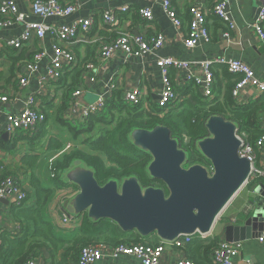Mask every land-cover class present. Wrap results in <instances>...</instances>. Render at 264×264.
Listing matches in <instances>:
<instances>
[{"label": "crops", "instance_id": "crops-1", "mask_svg": "<svg viewBox=\"0 0 264 264\" xmlns=\"http://www.w3.org/2000/svg\"><path fill=\"white\" fill-rule=\"evenodd\" d=\"M6 1L15 2L19 13L24 15V19L14 22L11 26L0 25V44L4 45L19 38L29 22L60 27L71 24L77 19H94L92 32L89 35H80L72 44L59 43L64 47L68 46L74 52L77 63L74 68L65 72L62 81L50 84L46 89L41 85L40 79L46 76L47 68L54 55L53 46L56 44V39L51 33H47L42 39L34 38L22 50H13L4 45L0 48V134L2 137L7 133L5 131L6 116L22 111L30 95L38 97L40 107L47 116V122L40 127L31 142L21 137L24 133L19 132L18 139H23L17 142L16 152L10 153L0 148V161L12 174L11 177L22 184L27 193L31 192L29 182L31 176L39 180L43 187L54 191L41 215L44 221L52 225L53 233L65 241H73L80 235V228L74 231L65 228L62 224L65 213L63 203L79 190L73 186L62 189L56 187V183L52 180L51 159L56 156L58 150L50 147L51 144L60 145L58 149L69 144L82 145L84 153L89 155L93 153L84 144V136L75 138L58 119L81 123L86 119L85 108L95 103L89 102L88 99L96 98L97 102L99 98H103L108 103L113 99L116 91L122 92L124 98V91L133 88H141L144 91L147 107L157 106L163 88L162 75L157 62L168 57L190 64V67L181 71L174 68L170 70L173 86L175 84L184 89L193 84L200 89L203 96L204 89L197 85L195 79H202L205 82L202 63L207 61L214 65L217 64L218 59L241 60L254 70L258 79L264 81V45L253 27L264 5V0L234 1L229 7L233 28L213 16L215 0H171L182 20L181 31L173 27L161 5L151 0H59L63 4L76 6L77 10L70 18L36 16L32 13L34 0H0V2ZM194 6L202 7L209 12L208 29L211 42H202L196 48L189 49L185 46V38L189 32L191 9ZM144 7H152L155 18L153 23H147L141 17L140 10ZM107 14L117 16L119 22L116 27L105 25L103 15ZM122 31L145 34L148 39L163 34L167 42L163 49L142 57L127 56L121 51L116 52L108 65L101 67L99 55L102 42L116 39ZM37 53L45 55L39 62L38 70L30 73L28 64ZM90 63L95 64V69L87 75L86 66ZM25 76L28 78V85L23 88L20 80ZM191 76L192 79L189 78ZM81 88H83V94L75 97L74 94ZM261 96L262 94L255 89H246L238 102L247 106ZM4 97L8 99L7 102L2 100ZM258 123L259 128L264 132V109L260 112ZM5 141L13 144L16 140L10 137L8 141ZM26 155L39 156V160L32 169L24 167L22 163ZM255 165L256 168L264 170V151L256 154ZM251 181H254V184L248 186ZM248 185L226 209L213 233L207 238L228 242L231 228H239L241 231L250 229L252 236L250 239L241 240L243 249L235 257L234 262L235 264H264V243L258 240L259 232L264 228V177L250 179ZM31 205L32 200L30 203H25L23 207L29 208ZM13 206L11 200L0 202V233L17 235L21 231V224L12 215ZM112 249L114 247L108 246L103 258L96 264H142L131 256L115 257ZM49 256L48 250L35 255L40 264H51ZM181 257L188 258L181 250L169 247L163 255L161 264H178Z\"/></svg>", "mask_w": 264, "mask_h": 264}, {"label": "trees", "instance_id": "trees-1", "mask_svg": "<svg viewBox=\"0 0 264 264\" xmlns=\"http://www.w3.org/2000/svg\"><path fill=\"white\" fill-rule=\"evenodd\" d=\"M213 16L220 20L214 14ZM210 72L214 79L212 99L203 96L200 89L193 84L184 89L174 84V89L182 101L178 105H168L166 108H160L159 104L147 107L144 103H127L122 92L116 91L113 99L108 101L105 112L100 115L90 116L81 123L58 119L75 138L85 137L84 144L93 155L84 153L82 145H74L75 148L72 151L57 159L51 173L56 187L58 189L71 187L61 182L60 173L75 160H82L95 169L96 177L102 185L110 179L122 180L137 176L145 187L163 186L161 181L151 180L147 176L146 167L151 158L136 149L129 140V134L136 128L152 130L158 125L166 126L171 130L172 136L180 139L182 146L194 154L195 143L208 136L205 128L206 121L212 116H221L238 124L239 134L246 143L255 144L264 134L258 123L260 112L264 109V94L249 105H242L233 97V90L243 76L231 73L228 66L224 64L212 65ZM185 136L188 138V143H185ZM21 137L30 142L34 139L24 135ZM23 138L17 137L11 144L6 142L0 134V148L10 153L16 152L17 142ZM59 147L60 145L51 144L50 148H57L58 151L64 149V147L58 149ZM103 155L108 164L101 159ZM38 158L39 156L26 155L22 163L24 167L32 169ZM197 161V155L192 156L191 163ZM11 176L12 174L0 161V187ZM29 182L31 192H28V198L24 204L32 200V205L29 208H24L23 205L13 206L12 215L21 224V231L17 236L0 233L2 240L0 264H26L31 259H36L35 255L44 250H48L51 264H79L82 250L92 244L100 243L116 248L121 245L136 244L155 247L161 243L156 236L143 239L136 233H124L110 221L94 224L89 221L87 215L84 216L79 229L80 235L73 241L58 238L53 233L52 225L44 221L41 215L54 191L43 187L34 176L29 178ZM253 184L254 181H251L248 186ZM220 242L216 239H202L197 236L178 250L185 253L194 264H214L213 252Z\"/></svg>", "mask_w": 264, "mask_h": 264}, {"label": "built area", "instance_id": "built-area-1", "mask_svg": "<svg viewBox=\"0 0 264 264\" xmlns=\"http://www.w3.org/2000/svg\"><path fill=\"white\" fill-rule=\"evenodd\" d=\"M114 1V0H105ZM155 4H160L164 10L167 18L172 23L173 27L178 31L182 29V20L180 19L176 9L174 8L171 0H151ZM234 1L239 0H215L212 13L229 24V27L233 28L234 24L231 22L229 7ZM76 6L74 4H63L59 0H34L32 2V13L36 16L43 18L60 17L70 18L76 12ZM128 11V9H125ZM141 17L147 23H153L154 12L152 7H144L140 10ZM208 16L209 12L198 6H194L191 9V22L189 24V32L185 38V46L189 49H194L202 42H211V35L208 29ZM24 15L20 14L17 5L13 1L0 2V23L1 26H11L14 22L23 21ZM103 21L106 26L116 27L118 25V18L116 15L107 14L103 15ZM94 19H77L71 24H65L60 27L48 26L43 23L29 22L26 25L24 33L17 39L7 42L5 47L13 50H22L30 41L34 38L42 39L47 33H51L56 39V44L53 46L54 55L47 68L46 76L40 79V83L44 89L48 88L50 84L58 83L64 76L67 70H71L76 66L77 58L74 52L67 46L64 47L59 43H74L80 35H89L92 32ZM254 30L256 31L261 43L264 45V5L261 7L257 20L254 24ZM166 36L158 34L155 37L148 39L145 34H133L130 32H119V36L116 39L102 42L99 61L102 66L108 65V63L115 56L116 52H123L127 56L142 57L148 54H152L155 51L163 49L166 45ZM44 53H37L34 55L32 61L28 64V70L30 73H34L39 68V62L44 57ZM217 64L227 65L229 71L234 74L242 75V80L236 85L233 90V97L239 101L241 94L246 89H255L259 93L264 94V81L258 79L252 70L246 63L241 60H226L218 59ZM94 63H90L86 66L87 75L91 74L95 69ZM213 64L211 62L202 63L204 69L205 82L202 79H195L197 85H200L204 89V96L212 99L214 97V79L210 72V68ZM157 67L161 71L163 88L160 93V100L158 102L160 108H166L168 105H178L182 99L179 94L176 93L174 86L170 79V70L172 68L177 71H181L190 67V64L185 61H180L176 58L168 57L160 59L157 62ZM192 79L193 77H189ZM20 84L23 88L28 85V78L25 76L20 80ZM83 94V88L79 89L74 96L79 97ZM4 102H7L6 97L2 98ZM124 100L130 104L144 103L146 106V95L141 88H133L131 90L124 91ZM40 101L36 95H30L27 97L24 108L18 113H11L6 116V132L16 139L19 132H23L24 136L35 137L40 127L46 122L47 116L43 109L40 107ZM107 107V101L103 98H99L97 102L88 105L84 110V116L86 118L94 115H100L105 112ZM185 143H188V138L185 136ZM244 140V139H243ZM74 145H66L63 150L57 151L54 158L51 159L52 166L55 161L61 158L64 154L69 153L74 149ZM264 151V134L256 141L255 144L246 143L238 151V155L241 158H245L254 164V171L251 176V180L256 177H264V170L256 168V154ZM255 177V178H254ZM75 193L73 197L76 195ZM28 198V193L22 187V184L13 177H8L0 187V202L4 200H11L14 205L21 206ZM85 215H81L79 219L71 217L66 212L62 217V224L65 228L70 230L79 229L82 226ZM19 234V233H18ZM17 234V235H18ZM14 235V236H17ZM194 238L184 237L174 244L160 243L158 246H150L147 244L136 245H121L112 249L113 256L119 255L131 256L139 260L142 264H161V260L165 251L169 247L176 249L183 248L186 244L192 242ZM258 240L264 243V230L258 235ZM2 240L0 238V246ZM107 246L96 243L85 247L80 256L79 264H96L99 262L104 253L107 251ZM243 249V242H226L219 243L217 248L213 252L214 264H235L234 259L237 257ZM26 264H40L36 259H31ZM178 264H194L188 258H180Z\"/></svg>", "mask_w": 264, "mask_h": 264}, {"label": "water", "instance_id": "water-1", "mask_svg": "<svg viewBox=\"0 0 264 264\" xmlns=\"http://www.w3.org/2000/svg\"><path fill=\"white\" fill-rule=\"evenodd\" d=\"M205 128L208 136L198 140L195 149L206 162L193 164V153L168 127L131 131L132 145L151 158L147 176L161 181L160 187H145L137 176L110 179L102 185L95 169L82 160L73 161L60 173V180L79 191L64 201V211L71 217L87 215L94 224L110 221L124 233H136L143 239L156 236L166 244L184 237H210L226 209L248 185L254 164L238 155L244 146L238 124L212 116ZM3 138L8 141L10 135L5 133ZM229 234L228 242L252 236L247 228H231Z\"/></svg>", "mask_w": 264, "mask_h": 264}, {"label": "rangeland", "instance_id": "rangeland-1", "mask_svg": "<svg viewBox=\"0 0 264 264\" xmlns=\"http://www.w3.org/2000/svg\"><path fill=\"white\" fill-rule=\"evenodd\" d=\"M88 101L89 102H96V98H90V99H88ZM194 155H197V158H198V161L197 162H200V163H205L206 161L202 158V156L200 155V154H198L196 151L194 152V154H193V156ZM104 162H105V164H108V162H107V159H106V157L103 155L102 156V158H101ZM202 159V160H201ZM73 186V185H72ZM73 187H75V186H73ZM77 190H78V188L77 187H75ZM76 219H79L80 218V216L79 217H75Z\"/></svg>", "mask_w": 264, "mask_h": 264}, {"label": "flooded vegetation", "instance_id": "flooded-vegetation-1", "mask_svg": "<svg viewBox=\"0 0 264 264\" xmlns=\"http://www.w3.org/2000/svg\"><path fill=\"white\" fill-rule=\"evenodd\" d=\"M202 160V159H201Z\"/></svg>", "mask_w": 264, "mask_h": 264}]
</instances>
